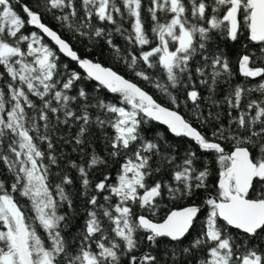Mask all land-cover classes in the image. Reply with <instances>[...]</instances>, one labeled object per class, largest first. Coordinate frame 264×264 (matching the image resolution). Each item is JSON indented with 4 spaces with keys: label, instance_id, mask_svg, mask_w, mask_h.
<instances>
[{
    "label": "snow or ice",
    "instance_id": "obj_1",
    "mask_svg": "<svg viewBox=\"0 0 264 264\" xmlns=\"http://www.w3.org/2000/svg\"><path fill=\"white\" fill-rule=\"evenodd\" d=\"M81 6L83 17L76 0H37L36 10L22 5L25 19L12 0H0V164L12 176L10 190L0 180V264H192L193 257L196 264H264L259 243H250L264 234V66H260L264 65V0H149L151 37L142 19V0L119 4L81 0ZM160 12L167 16L165 22L160 21ZM44 13H52L74 36L90 40L106 36L104 28L92 24L93 17L117 25L116 32L141 48L139 56L130 52V60L125 57L127 66L175 108L159 103L111 68L82 58L68 40L42 22ZM125 15L131 18V32L118 25L116 16ZM26 26L43 35L24 34ZM217 35L234 43L245 40L244 51L237 55L239 75L260 78L255 87L231 86L222 101L214 98L218 87L221 82L230 84L234 74L231 53L206 54ZM106 42L119 54L110 38ZM144 46L150 47L143 50ZM250 46L256 52H248ZM59 53L86 75L61 66ZM197 57L200 62L194 67ZM140 62L146 69L136 70ZM147 69H158L159 74H148ZM82 79L117 94L118 102L90 97L83 87L70 95ZM197 81L207 97L201 95ZM173 90L185 92V106L191 102L202 125H218L210 136L175 110L180 103ZM255 92L260 98H249ZM205 99L210 108L227 106L228 127L220 123V112L203 116L200 102ZM92 109L100 113L95 119ZM53 119L56 125H78L75 143L81 152L92 127L100 129L108 154L93 152L83 163L69 161L79 173V196L85 204L83 223L74 236L65 235L75 218L73 197L66 190L74 181L59 172L55 174L59 183L49 180L51 166H59L50 135L55 130ZM152 121L211 154L219 165L215 183L208 163L196 166L200 157L195 151L186 150L178 158L166 137L148 139L150 130L145 126ZM107 129L112 130L110 135ZM42 143L47 153L41 150ZM257 147L254 155L251 149ZM109 158L120 161L115 180L105 175L93 185L90 172L107 167ZM164 171L169 179L161 175L148 183ZM17 192L27 198L33 216L12 195ZM165 201L188 203L169 208ZM65 206L72 212L61 213ZM142 245L147 250L137 254Z\"/></svg>",
    "mask_w": 264,
    "mask_h": 264
},
{
    "label": "trees",
    "instance_id": "obj_2",
    "mask_svg": "<svg viewBox=\"0 0 264 264\" xmlns=\"http://www.w3.org/2000/svg\"><path fill=\"white\" fill-rule=\"evenodd\" d=\"M15 10L26 19V14L22 11V5L28 4L30 7H33L34 10H36V3L37 0H20V4H16L15 0H12ZM209 3H211V0H208ZM117 3H120V0H117ZM77 5V11L78 14L83 17L84 10L81 6V0H76ZM149 7V0H142V19L144 21V27L147 31L149 37L152 36L151 28L153 25V22L151 20L150 14L147 11V8ZM57 15H60L61 13L59 10H55ZM158 16L160 17L161 22H165L167 19V16L160 12L158 13ZM118 25L122 27V29H127L128 32H131V18L127 17L125 15L124 19H121L119 16H116ZM42 22L51 27L53 30L57 31L58 34H60L64 39L68 40L71 45L73 46V49L77 51L78 55H80L82 58H88L92 60L93 62L100 63L104 67H109L124 78L137 83L140 87H142L145 91H147L149 94H151L154 99H156L159 103L163 104L166 107L169 108H175L174 105H172L167 97L162 96L155 88H153L151 85L148 84V82L143 81L140 77H137L135 75V72L130 69L127 64L125 63V57L129 58V53H134L135 55L139 56L141 52V48L139 46L130 44L128 40L125 38V35H121L120 33L116 32L115 28L117 25L107 24L106 22L102 23L98 21L95 17L92 19V24L95 27H100L105 29L106 36L104 39L101 38H95L93 37L91 40L85 36L80 37L79 35L74 36L72 32H70L66 27L62 26L61 22L54 18L52 13H44ZM24 34H30L33 31H36L39 33L38 30H36L32 26H26L24 29H22ZM42 35L41 33H39ZM110 38L112 40L113 45L116 46V48L120 49L119 54L115 52V49L107 44L106 40ZM44 41L51 45L53 48L55 46L44 37ZM243 43H246L245 40H241L240 43H234L230 40H226L223 37L217 35V37L210 42V47L208 49L207 55H211L212 53H219L224 52L228 55V59L231 63V68L233 72V77L230 81V84L223 83L218 87L217 93L215 95V99L222 101L224 95L227 94L229 88L231 86H235L236 84H242L247 87H255L257 81H259L260 78H256L253 80L252 78H244L239 75L238 72V65H237V55L242 53L244 51L242 45ZM150 46H154L150 45ZM150 46H144L143 50H148ZM58 51V50H57ZM248 52H256V48L254 46H250L247 50ZM259 55V53H256ZM60 55V64L61 66L67 64L69 70H75L77 72H80L82 76H85V74L81 71V69L77 66L76 62L71 61L70 59L64 57L63 55ZM200 62V57L196 58V61L193 62V66ZM257 65H259V61H257ZM264 66V65H260ZM146 69V65H144L142 62L138 63L136 70ZM148 74H159L158 69H147ZM195 78V74H194ZM163 82V81H162ZM85 88V90L89 93L90 97H96L99 96V98L104 99L107 102H118V95L113 94L107 91V89H99L98 83L82 79L79 82H77L76 86L72 89V91L69 93L70 95H75L79 88ZM197 87L200 91L201 95L203 97L208 96L207 90L204 88V86L199 85L197 81ZM174 94L178 97V102L180 103V107L178 109H175L179 111L189 122L193 124L194 127H196L198 130L203 132L205 135L210 136L211 131L214 127H218V125L213 122L211 125H202L199 121L196 120L191 102H188L187 107L185 106L184 101L186 100V94L183 90L176 91L173 90ZM261 94L259 92H255L252 94L251 99L254 98H260ZM34 101L39 103L37 98L32 97ZM200 111L203 114V116L207 117V114L209 111H212L213 113L220 112V123H223L225 127H228L229 119L227 116V106L224 104H221L220 107H209L210 101L208 100H202L200 102ZM75 107V106H74ZM92 117L95 119V116L100 114L97 112V110L92 109L91 110ZM233 115H236V112H233ZM61 119L63 117L61 116ZM42 123V122H41ZM53 126L55 130L50 133L52 142L54 144V154L59 158V166L56 165L51 166V173L49 180L52 184L59 183V178L55 175L57 172L61 174H67L69 175L74 183L70 186H66V190L72 194L73 201H74V207H75V218L72 221V225L69 228V230L65 233L67 236H74L77 234L79 228L81 227L83 223V218L85 215L84 208L85 204L83 203L82 198L79 196V192L81 191V185H80V179H79V173L76 169L71 168L69 161H75L77 163H83L90 159L91 154L95 152V154L101 156V157H107V151H106V145L104 143V132H102L100 129L96 128L95 126L92 127L90 134L87 137V143L83 146L84 150L81 152L79 149L81 146L77 145L75 143V136L77 133L78 125L71 123L69 125H56L55 120L52 121ZM150 131L147 132V138L152 139L154 136L159 138L160 136L166 137L168 140V143L173 145L176 148V154L178 155V158L183 156L186 152V150H192L197 153V155L200 157L199 160L196 161V166L198 168L201 167L202 164L208 163L210 169L213 172V175L210 177L211 182L214 184L215 180L217 178L216 174L219 170V165L216 163L215 159L211 154H205L202 153L199 147L190 139H187L186 137H175L169 133L166 127L152 121L149 124L145 126ZM41 132L43 133V128L41 127ZM112 130L107 129V134H111ZM33 135H35L33 133ZM41 150L45 153L48 152L46 143H42L39 145ZM230 145H227V149L230 150ZM251 148V146H250ZM75 149V150H74ZM253 154H258V147L252 148ZM83 157V160H82ZM47 163V159L44 161ZM120 167V161L113 160L109 158V163L107 167H98L97 169L90 172V179L92 181V184L99 182L105 175H110L113 180L116 178L117 170ZM163 176L165 180L169 179V173L167 171L162 172L161 174H157L156 176L149 179L148 183H153L156 179H159L160 176ZM0 180H3L6 184V186L9 187L10 190V184L12 182V176L10 173L6 171L4 166L0 164ZM54 191V190H53ZM12 195L16 198L18 203L24 210L28 213L29 216H33L34 213L30 211L31 205L28 202L27 198L20 196V194L12 193ZM115 202V201H113ZM199 202V201H197ZM165 203L168 204V207H180L184 204L188 203V201H182V202H176V204H171L170 202L165 201ZM168 210V208H165L160 216L159 219H163V216L165 212ZM61 213L69 212L71 213L72 210L68 209L66 206L60 209ZM40 234L43 235V230L40 229ZM196 233H193L192 236H195ZM192 237H189L188 239H191ZM188 240H185V245H187ZM251 244H257L260 245V250L264 251V234H261V237L258 240H253L250 242ZM146 245H142L139 249V252L137 254L143 253L146 251ZM154 254L160 255L159 252H154ZM192 264H196V258L193 257Z\"/></svg>",
    "mask_w": 264,
    "mask_h": 264
},
{
    "label": "water",
    "instance_id": "obj_3",
    "mask_svg": "<svg viewBox=\"0 0 264 264\" xmlns=\"http://www.w3.org/2000/svg\"><path fill=\"white\" fill-rule=\"evenodd\" d=\"M32 27H34V26H32ZM35 28V27H34ZM36 29V28H35ZM36 30H38V29H36ZM39 31V30H38ZM42 34V33H41ZM43 35V34H42ZM46 39H48L49 41H50V39L48 38V37H46V36H44ZM51 42V41H50ZM52 43V42H51ZM53 44V43H52ZM54 45V44H53ZM55 46V45H54ZM56 47V46H55ZM58 50V49H57ZM61 55H63L62 53H60ZM64 56V55H63ZM64 57H66V56H64ZM66 58H68V57H66ZM68 59H70V58H68ZM88 59V58H87ZM96 63V62H95ZM100 64V63H99ZM78 66V65H77ZM79 67V66H78ZM104 67V66H103ZM106 68H109V67H106ZM81 71L83 72V70L81 69ZM114 71V70H113ZM84 73V72H83ZM85 74V73H84ZM86 75V74H85ZM126 79V78H125ZM94 82H96V81H94ZM96 83H98V82H96ZM154 122H156V121H154ZM156 123H158V124H160L159 122H156ZM160 125H162V126H164V127H166L167 128V126L166 125H163V124H160ZM170 133V132H169ZM171 134V133H170ZM172 135V134H171ZM187 139H189V138H187ZM194 142V141H193ZM195 143V142H194Z\"/></svg>",
    "mask_w": 264,
    "mask_h": 264
}]
</instances>
